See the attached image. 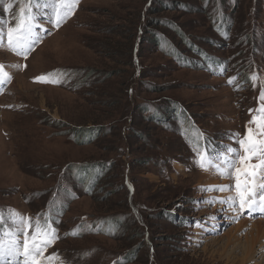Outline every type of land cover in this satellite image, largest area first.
I'll use <instances>...</instances> for the list:
<instances>
[{
  "label": "rangeland",
  "instance_id": "374dc122",
  "mask_svg": "<svg viewBox=\"0 0 264 264\" xmlns=\"http://www.w3.org/2000/svg\"><path fill=\"white\" fill-rule=\"evenodd\" d=\"M26 1L0 0L2 33L17 35L25 27L23 13L15 11ZM262 6L263 0H78L66 14L60 0H30L31 15L40 18L32 44L41 40L37 49L22 58L0 42V64L9 72V78L0 73V209L22 216L67 204V232L84 216L118 217L124 226L117 238L67 237L55 251L48 243L40 264H239L249 229L226 247L221 237L234 223H223L221 212L235 216L237 209L242 219L248 208H240L237 188L216 200V187L200 183L210 167L235 153L197 169L181 131H191V115L205 135H216L208 141L222 140L224 146L216 145L243 154L236 138L252 129L246 122L254 95L244 83L250 60H257L264 77ZM215 7L223 13H213ZM254 13L259 21L253 22ZM222 16L226 22L216 26ZM151 18L163 22L150 28ZM157 34L170 51L156 46ZM246 36L254 37L253 44L243 42ZM183 58L224 68L184 65ZM174 114L178 120L171 119ZM89 130L93 135L78 143ZM88 174L98 182L91 181V193L84 183ZM256 176L242 175L240 190L246 187L247 196ZM259 178L258 197L264 194V175ZM254 204L264 208L260 198ZM258 218L264 219V211H255L253 220ZM24 234L19 227L3 235L5 247L12 239L21 246L17 264L25 260ZM260 250L254 246L246 264H264Z\"/></svg>",
  "mask_w": 264,
  "mask_h": 264
},
{
  "label": "trees",
  "instance_id": "16d2710c",
  "mask_svg": "<svg viewBox=\"0 0 264 264\" xmlns=\"http://www.w3.org/2000/svg\"><path fill=\"white\" fill-rule=\"evenodd\" d=\"M152 1V0H151ZM263 4H264V0H263ZM219 4H217L218 6ZM29 7H30V0L26 1V5L23 6L22 8H19L17 11H15V13H17V15H19L20 13H23V15L25 16V18H27L28 13H29ZM263 7V6H262ZM217 8L219 7H215V10L213 13H223L222 11H218ZM264 8V7H263ZM156 10V9H155ZM157 13H159V11H157ZM155 14V13H154ZM253 22L259 21V16L258 14L254 13L253 16ZM151 23H150V28L155 27L157 24L162 23L163 21L157 19V18H151ZM225 21V16H222V19L219 18L217 20V25L218 26L222 21ZM263 20V18H262ZM149 23V22H148ZM262 23V22H261ZM260 23V24H261ZM15 24V23H14ZM161 26V25H160ZM154 32V31H153ZM140 33L143 34V30H140ZM155 33V32H154ZM227 36L230 37L229 32H227ZM161 39V34H157V36L153 35V40H155V44L156 46L159 48L162 47V49H164V51H166V48L170 51V49L168 47H166V45H168L167 43L164 44L163 42H160ZM254 37L252 36H246L243 40V42L245 43H252L253 42ZM151 40V38H150ZM149 40V41H150ZM151 43V42H150ZM253 44V43H252ZM203 50H198V52L196 54L198 55H203L204 53L202 52ZM174 58H177L174 56ZM179 60L181 59H177L176 61L180 62ZM194 59H182V63L185 65H191L193 67H203L204 64H208L207 68H210L212 71H217V69L220 68H224L223 64L220 63H207L206 61H200L197 60L195 63H192L191 61H193ZM252 63H251V62ZM249 61V66L250 68H248L244 74L245 76V84L247 85L248 88H250L251 91H253V98H254V105L252 107H250V109L247 111V116H248V121L246 123H248L250 125V127L252 128L251 130L253 131V133L256 134V138L259 140H264V133L258 134L257 131H255V128L257 127L256 123H252L253 118L257 117L260 114H264V100H261V93L264 92V77L262 76V70L259 67V63L257 62V60H250ZM248 71V73H247ZM241 85H236L234 84V89L238 90L240 89ZM242 89H240L239 91H241ZM155 117H158L160 119H164V115L158 113H155ZM188 117L190 118L191 122L194 124L191 131H181L185 137V139H182V141L186 144L189 145L190 148V153L192 155V160L194 162V165L197 169H200V161H205L206 164L213 159L216 155L218 154H226L227 150L226 148H222L220 146H224L222 144V140L219 139H215V143L213 141H208V136H216V135H209L206 133H204L203 129L201 128V126L193 120L191 115H188ZM171 119H176L178 120V116H176L174 114V116H171ZM184 124H186L187 121H189L187 118L184 117ZM93 130H89L88 132H83L81 133L77 138H79L78 143H82L83 141H85L84 139V135H90L91 132ZM93 135V134H91ZM248 135V133H246V129L244 128V131L242 130L241 136H237L236 141H240L243 140L246 136ZM218 136V135H217ZM75 138V139H77ZM83 138V139H82ZM87 141V140H86ZM74 142V141H72ZM219 143L220 146H217L216 143ZM240 144V143H239ZM259 153V152H258ZM209 157L211 158L209 160ZM254 162H252L251 164L255 163L256 160L253 158ZM110 163H106L103 165H109ZM94 166V167H93ZM90 168H95L96 170V165H93ZM84 166H80L78 167L79 169H84ZM104 171V170H103ZM97 173V172H96ZM90 174V173H89ZM89 174L87 175V178H85L86 180L84 181L85 184H87V192L91 193L93 192L92 190V183L91 181H94V186L98 183L95 179V177H91L89 176ZM90 181H89V180ZM130 196V193H129ZM134 211L140 214L138 208L133 207ZM11 211L14 212V216L11 215ZM68 211V205L67 204H59V205H54L53 210L51 212V209L46 210L45 212H39L37 214H33L31 212L26 213L22 216L18 215L16 213L15 210H7V209H0V241L5 242V240L3 239V235L5 233L8 232H13L15 228H19L21 227L25 233H29V236L27 237L29 239V241H31L32 236L36 233V231H34V227L35 226H39V228L41 230H43L44 233H46L47 235L44 237V239H47L49 242V244L52 247V250H56L55 248L57 247V245H60L61 243H63L62 241H64L67 237H72V236H76V237H87V236H97V235H103V236H112L114 238L120 237L121 233L124 230V226L121 223L120 219L117 218H109L107 220H99L100 218H95L92 219L89 216H84L81 217V219L78 221V223L75 225V227H73L71 230H69L68 232L62 227V224L65 222V215L66 212ZM136 215V214H135ZM29 218H31V224L34 226L33 228H30L28 226V221ZM25 221V222H23ZM23 224V225H20ZM120 235V236H119ZM136 255V254H135Z\"/></svg>",
  "mask_w": 264,
  "mask_h": 264
},
{
  "label": "snow or ice",
  "instance_id": "6c2138e0",
  "mask_svg": "<svg viewBox=\"0 0 264 264\" xmlns=\"http://www.w3.org/2000/svg\"><path fill=\"white\" fill-rule=\"evenodd\" d=\"M62 7L65 9V13L68 14L71 12L73 7L76 3H78V0H71V2H65V0H60ZM62 18L57 19V26L61 22ZM25 27L21 30H19L16 38L15 43L16 46L23 49L25 46L31 47V43H29V40L31 38L32 33V26L28 24V19L26 18L25 21ZM13 42V38L10 35L9 36V43L10 45ZM15 50V49H14ZM18 55H24L26 57V52L24 51H18ZM3 71V66L0 65V72ZM52 75V74H49ZM3 76L5 78H9L8 74L6 72L3 73ZM39 82H49L44 77L37 78ZM3 83V80H0V84ZM231 83V81H229ZM261 100H264V92L261 93ZM252 123H256L258 129H260L261 132H264V114H260L257 117L253 118ZM241 145V149H243V154H241L240 151L236 149H227V152L235 153V156L231 159H225V164L227 167L235 168V160L239 159L243 167L241 168H235L236 172V182H237V191L240 195V208H250L251 211H257L261 210L264 211V208H261L259 205H256V207H251L252 198L247 196L245 193L247 192V188L245 187L243 191L240 190V185L242 183V175L246 178L248 175H254L256 169L252 167V165L249 163L257 154V152L260 153L262 157V163L258 167H264V140H259L256 138V134L252 132L251 129H249L248 135L243 139L238 141ZM211 158L209 157V160ZM208 166L205 161H200V167L205 168ZM251 169V171H249ZM246 184V179H245ZM220 191L225 190L224 188L218 189ZM261 200H264V194L260 195L259 197ZM222 203H227V201H222ZM28 226L30 228H33L34 226L31 224V218H29ZM34 231L38 232L39 235H33L31 238V243L29 239L27 238L29 236V233H25V240L23 243V255L25 257V264H28V261H31V264H40L39 255L43 252V250L47 247L48 240L43 239L47 234L43 232L39 228V226L34 227ZM21 246L19 245L18 240L12 239L7 247L3 245V242L0 241V256H16L20 253Z\"/></svg>",
  "mask_w": 264,
  "mask_h": 264
},
{
  "label": "bare ground",
  "instance_id": "6f19581e",
  "mask_svg": "<svg viewBox=\"0 0 264 264\" xmlns=\"http://www.w3.org/2000/svg\"><path fill=\"white\" fill-rule=\"evenodd\" d=\"M44 46L45 45H43L41 49H44ZM39 51H40V49H38L36 53H38ZM18 80L19 81L16 80V82H14V84L11 87V90H12V88H15V84L17 82L18 83L20 82V77L18 78ZM236 161H235V168H239L237 166ZM235 168L227 167L225 162H222L221 164H219L217 166H212V167H210V169H212V170L208 171L209 173H205L203 176H201L202 182H200V183L204 182L205 184H207L209 186H215L216 189H213L214 191L212 190L214 192V193L212 192V197H215L216 200H217V198L223 197L221 199L224 200L227 196H229V188L231 186H232V188L233 187L237 188ZM222 174L226 175V177H222ZM259 182L260 181L259 180L257 181V178L253 181L252 187L254 188L253 189L254 192L250 193L248 195L249 197L252 198L251 207H255L254 200H257L259 198L258 194H257L259 187H260ZM220 188H224L225 190H223V191L218 190ZM215 192H218L219 194H217V193L215 194ZM216 209H217V207H216ZM216 211L218 212V210H216ZM248 211H249V216H247L246 218H242V219H240V216H241L240 211H238L237 209H236L235 213L238 215H235V216H232L231 212H229L228 209L221 212L223 215V218H222L223 223L224 222L228 223L231 221H232V223H234V226L232 228L228 229L226 232H224L222 234L221 238L227 239V242H228L226 244L227 245L226 247L230 246L232 244V242L235 245L236 243H238L239 240H242V238L241 239L237 238V236H239L240 233H242L246 229H249V231L245 234L244 241L240 243V246L242 249L241 251H243V255H242V257H239V258L237 257L238 259L236 258L239 261V264H246L248 262H251L252 256H253L254 246H261V250L258 253V255L262 254L260 258L264 257V219L258 218L256 220L255 219L253 220V215H254L255 211H251L250 208H248ZM205 213H206V211H205ZM219 240H221V239H219ZM228 248H230V247H228ZM225 249H227V248H225ZM0 257L2 258L1 260H3L4 262L8 259H12L13 264H17L16 259L14 260L13 256H0ZM263 262H264V259H263ZM23 263L25 264V260L23 261Z\"/></svg>",
  "mask_w": 264,
  "mask_h": 264
},
{
  "label": "crops",
  "instance_id": "0c3cea01",
  "mask_svg": "<svg viewBox=\"0 0 264 264\" xmlns=\"http://www.w3.org/2000/svg\"><path fill=\"white\" fill-rule=\"evenodd\" d=\"M231 155H233L232 152H231ZM224 156H225V155H224ZM257 173H259V174L257 175V181H258V180H260L259 177H262V176L264 175V167H262L260 170H258ZM259 183H260V187H261V182H259Z\"/></svg>",
  "mask_w": 264,
  "mask_h": 264
},
{
  "label": "built area",
  "instance_id": "2783aa9c",
  "mask_svg": "<svg viewBox=\"0 0 264 264\" xmlns=\"http://www.w3.org/2000/svg\"><path fill=\"white\" fill-rule=\"evenodd\" d=\"M42 1H44V0H42ZM222 154V153H221ZM220 154H218V155H216L214 158H216L217 156H219ZM223 155V154H222Z\"/></svg>",
  "mask_w": 264,
  "mask_h": 264
}]
</instances>
